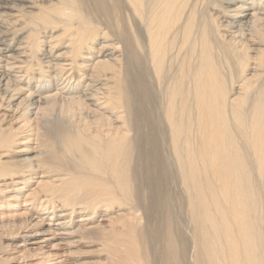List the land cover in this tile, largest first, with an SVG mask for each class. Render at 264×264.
Returning a JSON list of instances; mask_svg holds the SVG:
<instances>
[{"label": "bare ground", "instance_id": "6f19581e", "mask_svg": "<svg viewBox=\"0 0 264 264\" xmlns=\"http://www.w3.org/2000/svg\"><path fill=\"white\" fill-rule=\"evenodd\" d=\"M34 227L33 264H264V0H0V264Z\"/></svg>", "mask_w": 264, "mask_h": 264}, {"label": "rangeland", "instance_id": "374dc122", "mask_svg": "<svg viewBox=\"0 0 264 264\" xmlns=\"http://www.w3.org/2000/svg\"><path fill=\"white\" fill-rule=\"evenodd\" d=\"M21 98H22V96H19L18 98H16V101L18 102ZM15 102H13V103H15ZM58 111L59 110L56 108L53 110V112H56L57 114H58ZM52 117L50 120H52L53 125L55 124L57 126V124L55 123L57 121L60 122L61 125L65 124V122H66L62 117H59L58 115H54ZM56 117L58 118V120H56L57 119ZM175 186H176V189H175ZM170 189H171L170 191L172 194L175 193L174 194L175 197H176V195L177 196L179 195L180 187L178 184H172V186H170ZM21 210L22 209L18 208L17 212H21ZM113 213L114 212H112V211L110 212L111 215ZM35 215H33V217H35ZM78 218L79 217H77V219ZM41 226H43V225H41ZM72 226H75L74 222H73ZM35 228H37V227L31 228L29 230V233H31V236L24 238V239L28 240V242H26L24 246H20L18 248L13 247L15 249H11L10 256L15 257V259L11 263L9 261L10 264H25V263L33 264V262L36 260V258L33 259L35 256L33 257L32 255L37 250H35V249L30 250V248L37 247L40 244L36 245V244L32 243V241H37V240H41V239L48 238V237L45 234H34L36 232ZM68 229H70V228H68ZM94 232H97V231H94ZM56 237H61V240H58L57 238H55V239L49 240V241L51 243H60L56 249L58 256H53L51 258V260L49 262H47L46 264H76V263H80V262H85V264H94L95 262H92V261H95L96 259H98V257H96L94 255L92 256L89 254V253L92 254L93 249H95L97 246L96 244L90 245L88 243H79L77 245L68 247L67 246L69 244L68 237L66 238V237H62L60 235H58ZM93 237L98 238V239H103V238H101V232L95 233V235ZM20 239H23V237H16L13 239L4 238L1 241H5L7 243H11L13 241L14 243L20 244L21 243ZM43 243L47 244V242H43ZM38 257H41V255L39 254ZM101 258H103V257H101Z\"/></svg>", "mask_w": 264, "mask_h": 264}]
</instances>
